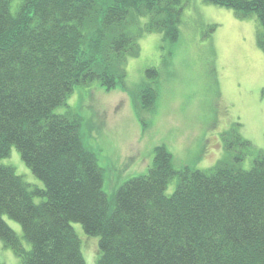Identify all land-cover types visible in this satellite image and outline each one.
I'll return each instance as SVG.
<instances>
[{"label": "trees", "instance_id": "16d2710c", "mask_svg": "<svg viewBox=\"0 0 264 264\" xmlns=\"http://www.w3.org/2000/svg\"><path fill=\"white\" fill-rule=\"evenodd\" d=\"M203 1L241 19L254 16L264 51V0ZM182 5L0 0V239L21 264H85L72 222L98 237L95 264H264V151L237 127L221 134L227 157L204 170L175 169L167 148L155 146L147 172L122 182L109 198L84 121L66 103L81 86L122 87L143 33L176 42ZM132 96L138 109L154 111L155 87L140 84ZM60 106L67 109L56 112ZM139 120L145 130L148 122ZM11 146L43 187L1 163ZM247 155L254 156L243 169ZM173 178L175 189L166 194ZM3 214L20 224L29 249Z\"/></svg>", "mask_w": 264, "mask_h": 264}, {"label": "rangeland", "instance_id": "374dc122", "mask_svg": "<svg viewBox=\"0 0 264 264\" xmlns=\"http://www.w3.org/2000/svg\"><path fill=\"white\" fill-rule=\"evenodd\" d=\"M182 7L176 42L164 41L158 32L139 37V54L127 59L122 87L105 91L93 83L75 88L66 100L84 121L85 140L95 147L109 198L122 182L147 172L157 145L171 153L175 169L204 170L225 159L221 134L232 127L264 151V51L256 43V18L235 17L231 9L203 0H183ZM144 22L142 17L140 24ZM140 84L157 90L154 111L135 106L132 93ZM66 109L60 106L56 112ZM140 117L148 122L145 130ZM253 156L247 155L240 167L248 169ZM1 163L12 166L30 186L43 187L15 146ZM175 186L173 178L165 193ZM2 218L29 249L20 224L5 214ZM71 226L81 240L85 264H95L98 237L87 235L80 223ZM0 262L21 264L1 239Z\"/></svg>", "mask_w": 264, "mask_h": 264}]
</instances>
